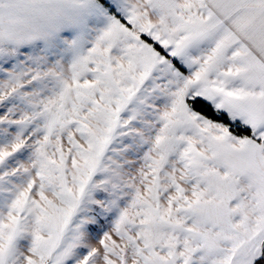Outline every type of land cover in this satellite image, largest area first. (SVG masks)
<instances>
[{
    "label": "snow or ice",
    "instance_id": "1",
    "mask_svg": "<svg viewBox=\"0 0 264 264\" xmlns=\"http://www.w3.org/2000/svg\"><path fill=\"white\" fill-rule=\"evenodd\" d=\"M0 264H264V0H0Z\"/></svg>",
    "mask_w": 264,
    "mask_h": 264
}]
</instances>
